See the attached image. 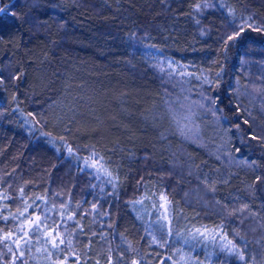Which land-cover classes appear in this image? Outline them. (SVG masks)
<instances>
[{
  "label": "trees",
  "instance_id": "trees-1",
  "mask_svg": "<svg viewBox=\"0 0 264 264\" xmlns=\"http://www.w3.org/2000/svg\"><path fill=\"white\" fill-rule=\"evenodd\" d=\"M0 264H264V0H0Z\"/></svg>",
  "mask_w": 264,
  "mask_h": 264
}]
</instances>
